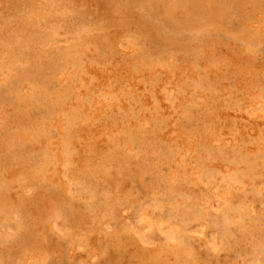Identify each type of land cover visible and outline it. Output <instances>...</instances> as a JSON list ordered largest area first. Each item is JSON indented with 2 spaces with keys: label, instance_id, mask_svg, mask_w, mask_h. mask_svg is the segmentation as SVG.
<instances>
[{
  "label": "rangeland",
  "instance_id": "1",
  "mask_svg": "<svg viewBox=\"0 0 264 264\" xmlns=\"http://www.w3.org/2000/svg\"><path fill=\"white\" fill-rule=\"evenodd\" d=\"M0 264H264V0H0Z\"/></svg>",
  "mask_w": 264,
  "mask_h": 264
}]
</instances>
